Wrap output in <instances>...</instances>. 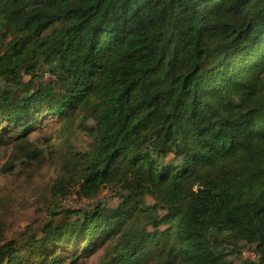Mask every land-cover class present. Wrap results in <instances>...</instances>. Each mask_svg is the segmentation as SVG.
<instances>
[{"label":"trees","instance_id":"1","mask_svg":"<svg viewBox=\"0 0 264 264\" xmlns=\"http://www.w3.org/2000/svg\"><path fill=\"white\" fill-rule=\"evenodd\" d=\"M0 81V143L44 124L69 141L76 118L92 138L61 145L57 196L120 192L54 204L62 221L0 264H233L245 247L264 264V0H0Z\"/></svg>","mask_w":264,"mask_h":264},{"label":"rangeland","instance_id":"2","mask_svg":"<svg viewBox=\"0 0 264 264\" xmlns=\"http://www.w3.org/2000/svg\"><path fill=\"white\" fill-rule=\"evenodd\" d=\"M37 74L43 76L40 77L43 83L52 81L47 67ZM31 79L24 76V82ZM0 87L13 90L4 81H0ZM80 121L76 118L69 127L72 130L69 141L67 137L59 138V124L45 126L42 122L41 130L18 140H8V144L0 143V247L9 242L20 243L31 234L41 237L50 221H62L61 217L55 219L51 215L54 204L73 210H90L97 203L111 208L119 204L117 188L102 190L94 200L79 199L76 195L64 199L54 193L64 173L62 154L67 148L61 145L84 154L92 144V138L80 127ZM88 125L92 123L89 121ZM146 203L153 204L152 198L146 197ZM253 251L254 248L245 247L240 255L229 259L233 264H250L256 259ZM243 252H248L249 256H243ZM105 253V249H100L88 257H79L73 264H101ZM65 262L69 264V260Z\"/></svg>","mask_w":264,"mask_h":264},{"label":"built area","instance_id":"3","mask_svg":"<svg viewBox=\"0 0 264 264\" xmlns=\"http://www.w3.org/2000/svg\"><path fill=\"white\" fill-rule=\"evenodd\" d=\"M243 256H249L248 252H243Z\"/></svg>","mask_w":264,"mask_h":264}]
</instances>
